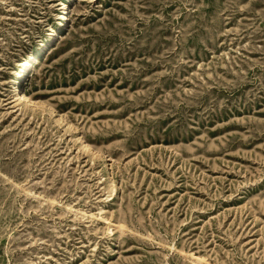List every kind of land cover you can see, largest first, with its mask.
<instances>
[{"label":"rangeland","instance_id":"1","mask_svg":"<svg viewBox=\"0 0 264 264\" xmlns=\"http://www.w3.org/2000/svg\"><path fill=\"white\" fill-rule=\"evenodd\" d=\"M61 7L0 0V264H264V0Z\"/></svg>","mask_w":264,"mask_h":264},{"label":"bare ground","instance_id":"2","mask_svg":"<svg viewBox=\"0 0 264 264\" xmlns=\"http://www.w3.org/2000/svg\"><path fill=\"white\" fill-rule=\"evenodd\" d=\"M71 1L72 0H61V6H62L61 9H62V11L60 12L59 16L57 17L59 21H58L57 25L50 31L46 42L50 41L51 39H55L56 37H58L59 33L63 29H65L66 24H67L68 14H69V3ZM25 65H26V68L24 69L23 73L21 74V80L23 78H26L29 75L30 70H31L30 67H31L32 64H29L28 62H25ZM21 80L19 81L18 86L16 87V92L18 94L16 100L19 101V102H23L24 101V102L28 103V102H30V98H29V96H28V94L26 92L22 91L23 82Z\"/></svg>","mask_w":264,"mask_h":264}]
</instances>
